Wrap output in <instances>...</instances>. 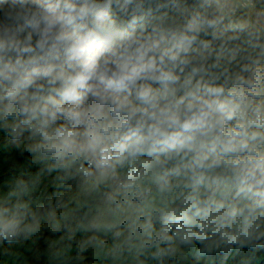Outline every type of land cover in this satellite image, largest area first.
I'll list each match as a JSON object with an SVG mask.
<instances>
[{
  "label": "clouds",
  "instance_id": "1",
  "mask_svg": "<svg viewBox=\"0 0 264 264\" xmlns=\"http://www.w3.org/2000/svg\"><path fill=\"white\" fill-rule=\"evenodd\" d=\"M245 248H264V0H0V264Z\"/></svg>",
  "mask_w": 264,
  "mask_h": 264
},
{
  "label": "trees",
  "instance_id": "2",
  "mask_svg": "<svg viewBox=\"0 0 264 264\" xmlns=\"http://www.w3.org/2000/svg\"><path fill=\"white\" fill-rule=\"evenodd\" d=\"M195 264H264V248L233 251L227 257L223 252L212 256H197Z\"/></svg>",
  "mask_w": 264,
  "mask_h": 264
}]
</instances>
